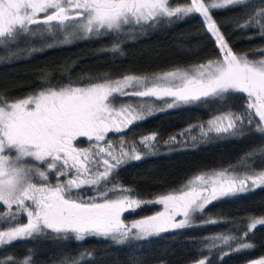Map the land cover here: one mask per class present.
I'll use <instances>...</instances> for the list:
<instances>
[{
	"label": "snow or ice",
	"instance_id": "1",
	"mask_svg": "<svg viewBox=\"0 0 264 264\" xmlns=\"http://www.w3.org/2000/svg\"><path fill=\"white\" fill-rule=\"evenodd\" d=\"M246 3L248 0H187L178 4L173 0H0V48L14 45L21 38H55L57 33L63 39H54L46 47L80 37H119L127 34L126 28L199 15L221 52L219 59L151 76L89 78L83 86L72 82L51 86L45 80L42 83L48 86L25 98L9 101L0 97V206L6 209L0 213V222L14 225L0 230V247L49 230L76 241L87 237L110 238L117 244L147 240L170 230L193 227V217L202 215L207 206L264 186V169L257 171L246 163L264 155L261 147L241 157L240 164L248 172L237 173V166L230 165L200 172L179 189L154 199L134 198L133 190L120 186L113 174L127 163L142 159L137 144L152 153L157 135H145L139 141H125L121 135L116 144L107 139L110 132L120 134L153 115L157 109L148 103L150 100H170L166 108L173 109L224 101L232 94L245 95L244 112L229 110L209 119L206 125L191 126L187 132L194 127L199 133L189 139L195 143L210 135L237 136L244 127L264 136V49L254 53L261 56L259 59L233 52L212 15L215 10ZM33 26H43L44 30L33 31ZM238 27H252L264 38V6L254 9ZM110 51L119 52L120 45L114 44ZM118 97L136 98L137 103L117 105L114 101ZM178 135L187 143L184 133ZM78 138H86L88 147H78ZM179 142L176 136L164 141ZM29 158L32 165L27 163ZM85 188L93 194L81 196ZM150 204L160 205L162 210L125 223L122 217L126 212L134 213ZM19 215H24L27 222L17 223ZM258 225L264 226V218L249 217L244 225L248 231L239 236L206 237L200 241L204 245L201 251L224 247L234 252L251 250L254 245L245 241ZM0 264H32V260L31 256L22 260L9 256L0 259ZM197 264L210 261L200 259ZM254 264H264V258Z\"/></svg>",
	"mask_w": 264,
	"mask_h": 264
},
{
	"label": "trees",
	"instance_id": "2",
	"mask_svg": "<svg viewBox=\"0 0 264 264\" xmlns=\"http://www.w3.org/2000/svg\"><path fill=\"white\" fill-rule=\"evenodd\" d=\"M186 2L173 0V4ZM262 6L264 0H248L245 5L212 12L233 52L248 54L250 59L261 58L254 53L264 49V38L252 27L240 28L238 24H242L254 9ZM41 28L33 26V31L42 32ZM125 33L119 37L113 34L80 37L70 43L46 47L54 39H63L57 33L55 38H21L14 45L0 48V97L12 101L37 92L48 84L60 86L72 82L83 86L89 82V78L151 74L204 62L221 54L213 38L205 31L199 15L171 21L162 19L142 28H126ZM117 43L120 51H110ZM45 80L48 84L42 83ZM168 102L170 100L148 101L157 109L153 115L134 123L120 134H108L107 139L113 144L118 142L121 135L126 141H138L152 133L157 135L155 150L152 153L144 152L142 159L120 167L113 174L115 182L132 189L134 197L149 200L179 189L187 179L200 172L230 165H236L238 173L249 171L240 164L241 157L252 149L264 147V136L244 127L237 136L210 135L207 140L198 138L193 143L189 137H198L199 129L193 127L190 133L186 131L194 125H206L209 119L222 112L230 110L242 114L244 94H232L220 102L210 101L173 109L166 108ZM114 103L135 104L137 100L118 97ZM178 133H184L183 141L187 143L182 142ZM171 136H176L177 141L181 142L165 144L164 141ZM89 143L81 144L88 147ZM246 163L256 170L264 169V155H257ZM92 194L89 188L80 192L81 196ZM156 207L158 205H146L134 213L127 212L124 217L128 220L147 217L153 214ZM249 217L264 218V186L207 206L202 215L194 216L193 227L170 230L147 240L117 244L110 238L87 237L76 241L72 236L64 238L49 230L42 235L0 247V259L11 256L22 260L31 256L32 264H197L200 259H208L210 264H254L264 258V226L258 225L246 238L245 242L254 245L248 251L234 252L229 247L212 252L201 251L204 245L200 243L209 236H239L248 231L244 225ZM209 220L217 222L206 223ZM26 221L24 215H19L16 222L22 224ZM10 226L14 225L0 222V230Z\"/></svg>",
	"mask_w": 264,
	"mask_h": 264
},
{
	"label": "rangeland",
	"instance_id": "3",
	"mask_svg": "<svg viewBox=\"0 0 264 264\" xmlns=\"http://www.w3.org/2000/svg\"><path fill=\"white\" fill-rule=\"evenodd\" d=\"M187 3V2H186ZM41 31H43L44 29H43V26H42V28L40 29ZM61 37H62V35H61ZM221 57V54L218 56V57H215V58H211V59H208V60H216V59H219ZM208 60H206V61H208ZM206 61H204V62H206ZM200 63H203V62H200ZM200 63H196V64H193V65H198V64H200ZM193 65H188V66H182V67H175V68H181V69H184V68H188V67H190V66H193ZM175 68H171V69H168V70H172V69H175ZM168 70H164V71H159V72H155V73H151V74H143V75H141V76H144V75H148V76H151V75H153V74H159V73H162V72H165V71H168ZM135 75H137V74H135ZM139 75V74H138ZM120 77H122V76H119V77H115V78H111V79H116V78H120ZM38 92V91H37ZM34 93H36V92H34ZM34 93H31V94H29V95H32V94H34ZM29 95H27V96H29ZM27 96H25V97H27ZM25 97H23V98H25ZM20 99H22V98H20ZM142 138V137H141ZM140 138V139H141ZM139 139V140H140ZM138 140V141H139ZM126 141V140H125ZM141 145H139V146H137V150L141 153V155L143 156V154H144V152H146L144 149V151L143 150H141ZM155 150V149H154ZM153 150V151H154ZM146 153H148V152H146ZM27 163H29L30 165H32L33 164V161H31V159L29 158L28 160H27ZM34 166H37V167H41V168H43V166H42V164H40V163H35L34 164ZM223 169V168H222ZM222 169H211V170H207V171H204V172H209V171H212V170H222ZM257 171H259V170H257ZM238 173V172H237ZM240 173V172H239ZM241 173H244V172H241ZM199 174V173H198ZM196 175V174H195ZM194 176V175H193ZM192 177V176H191ZM190 177V178H191ZM55 181H53V183H54ZM174 191V190H173ZM169 192H171V191H169ZM168 193V192H167ZM167 193H165V194H167ZM134 198H136V197H134ZM156 198V197H155ZM156 210H154L153 211V214L152 215H154L157 211H161L162 210V206H160V205H158V207H156L155 208ZM0 211H3V212H5L6 211V209L2 206V209H0ZM13 211H15V209H13ZM127 213V212H126ZM125 213V214H126ZM124 214V215H125ZM123 219H124V221H125V223H130L131 221H134V220H136V219H125V217L123 216L122 217ZM182 217H177V219L179 220V219H181ZM27 222V221H26ZM25 222V223H26ZM195 222V220H194V217H193V219H192V224ZM23 224V223H22ZM7 230V229H6Z\"/></svg>",
	"mask_w": 264,
	"mask_h": 264
},
{
	"label": "flooded vegetation",
	"instance_id": "4",
	"mask_svg": "<svg viewBox=\"0 0 264 264\" xmlns=\"http://www.w3.org/2000/svg\"><path fill=\"white\" fill-rule=\"evenodd\" d=\"M83 142H89L86 138H78V141L76 142L77 143V146L78 147H85V145L81 144Z\"/></svg>",
	"mask_w": 264,
	"mask_h": 264
}]
</instances>
